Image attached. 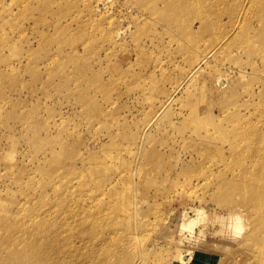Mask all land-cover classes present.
I'll return each mask as SVG.
<instances>
[{
  "label": "rangeland",
  "instance_id": "obj_1",
  "mask_svg": "<svg viewBox=\"0 0 264 264\" xmlns=\"http://www.w3.org/2000/svg\"><path fill=\"white\" fill-rule=\"evenodd\" d=\"M113 1L97 11L91 0H0V208L9 212L0 215V264H22L13 263L9 248L21 251L41 240L40 233L22 232L69 237L74 249L66 242V254L50 252L48 264H122L137 256L128 238L144 232H150L142 236L150 264L177 261L180 253L192 255L190 264H235L243 249H223L227 240L212 227L203 235L197 229L180 252L177 232L157 241L156 214L175 211L174 229L183 210L226 212L218 197L230 186L219 185L218 176L235 184L242 170L229 161V147H221L234 138L220 113L246 105L251 110L239 119L264 134V6L259 0ZM244 10L254 14L236 26L233 16ZM209 51V61L227 64L222 71L232 87L218 98L205 76L217 65L191 84L184 78L186 58ZM168 95L172 106L159 109ZM198 100L217 102L204 128L189 114ZM147 123L153 126L145 130ZM196 145L201 149L194 151ZM174 152L184 158L178 165ZM209 162L217 179L203 182L211 176L204 171ZM262 164L250 169L264 175ZM130 192L136 226L122 207ZM233 196L239 204L241 191Z\"/></svg>",
  "mask_w": 264,
  "mask_h": 264
},
{
  "label": "bare ground",
  "instance_id": "obj_2",
  "mask_svg": "<svg viewBox=\"0 0 264 264\" xmlns=\"http://www.w3.org/2000/svg\"><path fill=\"white\" fill-rule=\"evenodd\" d=\"M93 1L96 2V8L98 9L97 11H105L107 10V7L109 5L113 6L114 4L113 0H91V3ZM88 2H90V0H88ZM256 5L264 6V0H259L256 3ZM136 6H139L141 10L144 9V7L141 4L136 3ZM95 10L92 9L89 12L98 13ZM253 14L254 12L251 10L236 12L233 16L234 21L237 20L236 26H239L240 23L247 20ZM258 15L259 18H261L262 13L259 12ZM234 33L235 35L239 33L238 27L234 29ZM220 41L215 43L213 47L216 44L220 43ZM209 53L210 51L207 54H202L201 52V55H197L195 56V59H191L189 61H187L188 58H186V61L184 63V73L186 74L184 78L186 82H189L191 84L192 82H194L195 76H197L207 68H212L214 64L217 65L220 68L219 69L216 68L215 70H213L215 71V74H212L210 76L208 73L205 74V76L208 75L210 77V81L212 82L211 90L213 91V95L214 96L216 95L218 98L227 94L232 89V87L226 81L227 74L223 72L224 70L222 71V69L227 67V64L222 63L220 65L218 62L209 61L208 58ZM173 102L174 101L172 96L168 95V97L164 100V102L159 104V106L161 105L159 109L171 107ZM216 103L214 102L204 103L202 100H198V102L194 105V107L189 106V114L191 115V118L197 119V121L199 120L202 121V124H200V128L205 127L203 121L211 120V116L209 118L208 113L209 114L211 113L212 107L214 108ZM220 105L222 104L220 103ZM241 108L240 106H235L233 108L224 107L222 112L220 113V120L225 124L227 130L233 136L235 143L234 144L229 142L230 140V136H229L228 137L229 139L225 140L222 143L221 147H225V146L229 147V151L227 152L230 153L229 161L235 159L234 163L237 164V167H239L242 171H241V177H239L238 182L235 184H231L227 182L228 180L221 175L218 176V181H220L219 185L222 184V186H224V183H227L230 186L228 189L226 188L222 189V193L218 198H221V203L224 205L226 212L234 211V210L241 211V213L245 216L247 220L248 230L245 232V234L241 239L235 242L226 238L227 242L226 244H224L225 246L223 247V249L230 244L232 245L238 244V246H240V248L243 249L242 253L238 256V259L236 260L235 264H264V175L260 173L262 172L261 168L255 170L254 167L253 169H250L253 165H255V163L258 164L256 165L257 167L263 165L262 162H264V147L261 146L264 144V140H263L264 134L258 136L259 133L258 130L260 131L259 127L256 126L257 128H252L251 124H245L242 122V119H239L241 117V113L243 109L247 112L248 110H251V108L247 107L246 105H242ZM221 116H223V118H221ZM202 118L204 119L202 120ZM152 126H153L152 124L147 123L144 126V128L145 130H148ZM238 126H241V128L238 129ZM219 140H221V138ZM199 149L201 148L198 145H196L194 151ZM181 155L182 154L180 152H174L171 155L172 158L175 157V159L177 160V165L184 160V158H182ZM218 160H220L219 157ZM229 161H222V162L226 165ZM246 163H250L251 166L248 165L246 166ZM230 166H228L227 169L233 170ZM241 167H244V170ZM213 170H214V164L212 162H209L208 168H206V170L204 169V171L211 173V176L210 178L203 179V182L204 181L206 182L207 180H210L213 177ZM193 179H196L195 181L197 182V188L203 187V184H201L202 180H200L198 177L197 178L195 177ZM216 179L217 178L211 179V181ZM235 191H241L242 200L240 201L239 204L235 203V199L233 196ZM115 194L116 193H113L112 197L116 198L118 196V195L115 196ZM129 194H130L129 196H125L122 198L123 200L122 207L126 211L125 214L126 220L130 222L132 226H136L138 222L136 221L133 210L130 209L131 206L134 207V204H132V200H131L132 197L130 198L131 192ZM0 206H2L1 203ZM174 212L173 211L168 212L167 214L165 215L163 214L162 216L160 215V212L156 214V219L158 220L159 223L158 225H155L156 230L158 232L156 237V239H158L157 241H159V239L163 240L165 236L171 235L172 233L178 232L177 226H175V228L172 229V227H174L172 226L174 225L173 218L176 215ZM0 215H9V212L7 211L6 208H0ZM179 216L181 217V215ZM188 216L189 218H191L190 213H188ZM180 217L177 218L180 219ZM104 220L105 219H103V221ZM176 224L178 225L179 223ZM105 227H107V225H105ZM106 229L108 230V232H116L113 230V227H107ZM22 233L25 235L27 234L30 237L40 233L38 238L41 240L37 242L38 243L37 246L31 245V243L29 242L21 251L19 250L15 251L14 249L15 246L12 245L11 248L9 249H12L11 257L14 260L13 263L19 260V262H22V264H29L30 263L29 260L31 259L38 264H48L46 263V261L52 259L50 258V252L57 253L58 255L60 254L65 255L67 252L66 249L68 248L67 247L68 245L71 250L74 249L73 243L71 242L72 243L71 245L69 243L70 241L69 237H67L64 240V242H62V239L60 237V232H33V233L22 232ZM146 233H150V232H144V234ZM142 236L137 239L135 237L128 238V243L126 242V246L128 247L132 246L134 249H136L135 252L137 253V256L130 261L129 259H127L128 256H126L125 257L126 259L122 264H150L148 260V256L150 255V249L149 248L148 250L145 249L144 242L142 241L143 240ZM157 241H154L150 246L154 248L155 245H157L158 243ZM66 242L68 245H65ZM198 243L199 242L196 241V244ZM183 244L184 243H181L180 241L176 244V246L178 247V251L180 250ZM62 245L65 246L66 248L63 249ZM36 247H39V249L41 250L38 252L37 250L34 251ZM42 250H46V251L41 253ZM192 258L193 257L192 255H190V253L186 255L180 253L179 260L165 261L163 264H190L193 260ZM50 264H59V263L57 260H53Z\"/></svg>",
  "mask_w": 264,
  "mask_h": 264
},
{
  "label": "clouds",
  "instance_id": "obj_3",
  "mask_svg": "<svg viewBox=\"0 0 264 264\" xmlns=\"http://www.w3.org/2000/svg\"><path fill=\"white\" fill-rule=\"evenodd\" d=\"M188 213H192L191 218ZM208 227L216 229L217 236L233 242L241 239L248 230L246 218L239 210L217 212L212 215L207 208L197 206L181 213L177 235L182 238L181 243H183L190 240L197 229H199V235H203Z\"/></svg>",
  "mask_w": 264,
  "mask_h": 264
}]
</instances>
